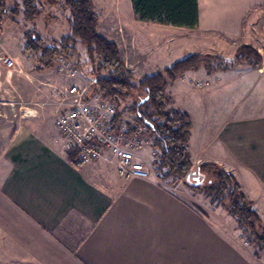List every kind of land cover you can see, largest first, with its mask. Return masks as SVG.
<instances>
[{
  "label": "crops",
  "instance_id": "1",
  "mask_svg": "<svg viewBox=\"0 0 264 264\" xmlns=\"http://www.w3.org/2000/svg\"><path fill=\"white\" fill-rule=\"evenodd\" d=\"M197 2L193 29L137 18L141 36L163 45L143 71L172 54L163 44L170 36L157 38L152 32L169 33L171 27L189 32L176 37L184 40L173 51L179 58L172 55L146 76L188 54L232 58L239 46L251 43L245 23L251 11L264 10V0ZM1 33L2 26L3 43ZM18 66L0 63L17 95L38 101L42 91L44 103L55 106L57 85L42 79L47 69ZM191 78L208 83L197 87ZM178 81L187 85L188 101L173 99L169 86L168 103L190 117L185 146L191 169L198 172L199 164L212 162L229 171L264 223V63L217 72L200 68ZM42 118L36 111L12 124L7 115V126H0V264H260L234 241L237 222L227 211L199 208L193 192L160 177L124 179L103 162L74 166L59 132L54 135Z\"/></svg>",
  "mask_w": 264,
  "mask_h": 264
},
{
  "label": "trees",
  "instance_id": "2",
  "mask_svg": "<svg viewBox=\"0 0 264 264\" xmlns=\"http://www.w3.org/2000/svg\"><path fill=\"white\" fill-rule=\"evenodd\" d=\"M198 0H130L134 14L141 21H155L160 24L193 29L198 24ZM7 0H0V21L6 14ZM44 5H59L67 8L70 33L64 35L54 45H44L41 38H30L24 34V51L29 52L35 62L33 70H43L56 63L57 56L70 59L75 53V43L84 47L91 61L98 59L96 72L107 74L95 78L93 90L117 106L131 98L129 109L141 120H149L156 138L154 145L160 151L159 168H165L161 178H180L192 166L186 150L190 136L191 120L187 113L168 106L167 88L188 71L200 68L209 71L227 70L233 65L247 63L260 66L263 60L259 52L248 44L238 47L233 58L213 54H188L171 63L170 66L154 74L136 80L124 66L117 45L98 32V18L93 10L92 0H20L19 5L10 8V15L22 14L26 21L35 20ZM133 92L143 94L133 99ZM72 162V158L70 157ZM74 166H80L73 163ZM200 176H208L207 184L202 182L191 187L202 191L212 201H218L224 210L235 219L239 228L250 235L256 243L264 242V223L251 208L234 176L220 165L212 162L199 164Z\"/></svg>",
  "mask_w": 264,
  "mask_h": 264
},
{
  "label": "rangeland",
  "instance_id": "3",
  "mask_svg": "<svg viewBox=\"0 0 264 264\" xmlns=\"http://www.w3.org/2000/svg\"><path fill=\"white\" fill-rule=\"evenodd\" d=\"M128 1L129 0H92V6L94 12L96 13V18H98V26L96 30H98L100 34L117 45L121 59L124 62V66H126V68L132 73L134 76L133 78L139 80L140 78L146 76L147 73L154 72L158 67L164 65L167 63V61H170V59L173 58L172 55H175L176 57L177 55L179 56L180 54H176L177 52L174 54L173 51H178V44L183 43L184 40L181 42V39L177 40L176 37L179 34L188 35L189 32L183 30L179 32L175 27H171L173 29H171L169 33H166V31L152 32L153 36L155 35L157 38H161L164 33L165 35L168 34L170 36V38L164 39L163 44L166 48L169 47L172 50V54H170V57H168L167 60L160 63V66L158 65L159 61L157 60L155 67L152 65V67L143 71V65L150 64V62H152L154 57L158 54V51L163 50V48L158 49V46L163 45L158 44L157 41H146L147 39L142 37L144 34H142L140 30L135 29V25L137 24L138 20L137 16L133 13L130 5L128 4ZM19 4L20 0H7V8L5 9L6 14L1 18L0 21V28L2 26L1 38L3 41L2 43L0 40V44H2L1 47L4 45V48L7 49L9 53H11L13 56H16L17 64H19L20 67L29 69L30 66V69L32 70L34 69L35 62L33 61L30 53L24 51L22 46L23 42L25 44L24 34L28 33L30 38H35L36 36L40 37L44 45H54V41L58 42L64 35L70 33L67 21L68 10L67 8L65 9L64 7H59V5H54V7L50 5H44L42 7L41 14L37 16L35 20L26 21L22 14H18L17 16L10 15V8H13L14 5ZM246 22L247 23H245V27H248V31L251 32V43L248 45L252 46V48H255L259 52L264 63V10L257 8L251 11V14L248 15ZM160 42H162V40H160ZM188 47H191V45L186 44V49H188ZM166 48H164L163 55H161L162 57H165L167 54L168 50ZM75 50V53L70 57V59L69 57L66 59L73 68L77 69V73L70 77L65 71L62 72L55 69V63L52 67L46 68L47 71H45L42 77L44 82L54 83L57 85V88H63L69 82H76L81 86H86L90 81L94 82V79L100 75L105 76L107 74L104 70L100 71L99 74L96 72L95 66L99 60L95 59L94 61H91L84 47L81 46L79 42L75 43ZM58 57L60 56H57V58ZM156 58L158 59L159 56ZM243 64L247 65V63ZM18 67L12 70V75L16 73L15 70H17ZM163 69L164 68L161 70ZM4 75L5 71L0 73V114H4L1 118H5V120H0V126H7V115L9 118H11L10 120H12V124H14L17 121L16 119L22 117V115L34 114L37 111L41 113L46 128H50L54 135H58L54 118L55 106H52L50 103H44L48 99L47 96H41L40 93L42 91H39L40 93H37L38 101H23L20 95H17L18 93L12 87L10 80L7 81L4 79ZM193 80V78L189 79V83H193ZM32 82L33 84H38L37 80H33ZM18 83L19 85H22L21 87L26 88L27 83L23 81ZM42 86L43 88H49L50 85L44 84ZM169 86L168 89L173 95V99L176 101L179 99L180 101H188V96L185 94L186 92H184L187 91V85H185V83H181L177 79ZM32 88H34V86ZM45 91L43 94H45ZM195 92L196 91L192 90V95H195ZM223 94H230V96H233L230 91H225ZM142 95L143 94L139 92H133L132 98L137 99ZM167 97L169 102L168 93ZM126 101L127 102H125V104L129 105L131 98H127ZM145 159L147 164L153 167V171H155L158 176L160 175L161 177L162 174H164L165 168H159V166H154L151 164L152 160L149 154L145 153ZM190 169L187 173H185L184 176L180 178L169 176L164 180L168 181L170 184H172V186L178 185L181 187L184 185L187 191L193 192L197 198L200 199V203L202 204V206L198 205L199 208L204 210L210 209L212 211L216 209L218 212L223 214V212L226 210L223 209L218 201H212L202 191L193 189L190 185L191 183H189L192 182V184H197V182L201 181L203 184H207L211 178H208V176H200L197 174L198 172H196L195 168L193 170ZM186 175H188L189 182L184 180ZM236 232L237 234L234 237V241L238 244V246H241L242 249L247 251L260 264H264V242L262 244L256 243L250 235H246L239 228L238 224Z\"/></svg>",
  "mask_w": 264,
  "mask_h": 264
},
{
  "label": "built area",
  "instance_id": "4",
  "mask_svg": "<svg viewBox=\"0 0 264 264\" xmlns=\"http://www.w3.org/2000/svg\"><path fill=\"white\" fill-rule=\"evenodd\" d=\"M56 60L55 69L65 71L70 77L77 73L65 57ZM0 63L7 68L17 64L1 44ZM207 83L193 80L197 87H205ZM55 92V126L73 163L103 162L124 179L160 177L145 159L147 153L151 164L158 166L160 162V151L154 145L156 136L149 120H141L128 104L117 106L105 99L93 90V81L86 86L69 82Z\"/></svg>",
  "mask_w": 264,
  "mask_h": 264
},
{
  "label": "water",
  "instance_id": "5",
  "mask_svg": "<svg viewBox=\"0 0 264 264\" xmlns=\"http://www.w3.org/2000/svg\"><path fill=\"white\" fill-rule=\"evenodd\" d=\"M187 180H188V176H187ZM199 183H201V181H200V182H197V184H199ZM194 184H196V183H194ZM197 184H196V185H197Z\"/></svg>",
  "mask_w": 264,
  "mask_h": 264
}]
</instances>
